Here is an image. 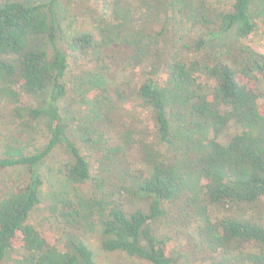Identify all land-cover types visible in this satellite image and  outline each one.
Returning <instances> with one entry per match:
<instances>
[{"label":"trees","instance_id":"trees-1","mask_svg":"<svg viewBox=\"0 0 264 264\" xmlns=\"http://www.w3.org/2000/svg\"><path fill=\"white\" fill-rule=\"evenodd\" d=\"M65 1L0 0V264H264L254 0Z\"/></svg>","mask_w":264,"mask_h":264},{"label":"rangeland","instance_id":"rangeland-1","mask_svg":"<svg viewBox=\"0 0 264 264\" xmlns=\"http://www.w3.org/2000/svg\"><path fill=\"white\" fill-rule=\"evenodd\" d=\"M44 1H48V0H42ZM72 2V4H74L76 6V4H78V0H66L65 3L68 2ZM264 1L263 0H254V20L256 22H258V30L257 32L254 34V36L248 41L250 45H252L253 47L257 48H264V27L261 24V18L259 16V13L261 12V8L264 7ZM82 26L85 29H90L92 30L93 27L92 25L89 23L88 20H83L82 19ZM235 41V37H234V33L229 35V38H223L222 40H219L217 42H215L214 44H212L209 48V54L214 55L219 53V51L221 49H223L225 47L226 44L228 43H233ZM100 72H102V75L107 78L111 83H113V81L118 77L119 73L118 70L116 68H114L110 61L105 62L103 64H101L100 67ZM135 117L137 119H139V121H141V123H138V125H143L145 123H150V112H141L138 110L133 111ZM14 128V124L12 122V119L9 116H5L4 118L1 119L0 121V135H4V134H9L12 129ZM237 131L236 127L231 126L229 127L225 133L222 135V140L223 141H227L231 138L232 134L235 133ZM46 206L43 205L42 211H43V215L38 217L37 214H32L31 216V222L33 224H35L36 226L40 227L41 229H43L47 239L49 240V242L54 243L55 240L59 237V234L57 232V228L50 225V223H45L43 220L45 217H47L49 214L48 212H46L45 208ZM88 243L90 245V247L93 249V251L95 252L96 255V261L98 264H146L144 262H140L137 260H129L126 259L124 257H122L121 255H106L102 252V250L100 249V243H99V237L96 235H93L89 238ZM175 247H177V243L174 244ZM173 252H175L176 254V260L177 261H181V264H185V259L184 257L181 255V253L179 251H177L176 249L173 250Z\"/></svg>","mask_w":264,"mask_h":264}]
</instances>
